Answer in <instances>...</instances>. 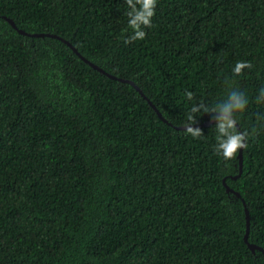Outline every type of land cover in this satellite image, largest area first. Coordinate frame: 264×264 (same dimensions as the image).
<instances>
[{
    "label": "trees",
    "instance_id": "trees-1",
    "mask_svg": "<svg viewBox=\"0 0 264 264\" xmlns=\"http://www.w3.org/2000/svg\"><path fill=\"white\" fill-rule=\"evenodd\" d=\"M129 10L0 0V264H264V0H156L125 44ZM232 93L241 169L215 151Z\"/></svg>",
    "mask_w": 264,
    "mask_h": 264
},
{
    "label": "clouds",
    "instance_id": "clouds-1",
    "mask_svg": "<svg viewBox=\"0 0 264 264\" xmlns=\"http://www.w3.org/2000/svg\"><path fill=\"white\" fill-rule=\"evenodd\" d=\"M126 4L130 9L127 12V16L129 17L127 23L133 30V34L125 38V44L145 38L146 33L142 29V26H151V18L155 14L156 0H135V3L133 0H126ZM137 5H139V7H137ZM251 67L252 65L248 61H238L233 68V72L235 75H240L242 69ZM185 94L189 100L192 99L193 94L191 92H186ZM245 106L246 98L243 95L232 93L229 102L218 109L221 115L218 117V123L216 125L218 135L216 136L217 145L215 151L225 161L234 159L239 149H246L248 146L246 143L248 133L237 131L235 127L237 121L233 118V113L243 111ZM208 110V108H205V111ZM212 110L215 111L217 109ZM197 111V108L193 106L183 125L185 133L190 134L194 138L203 135L200 128H192L190 126L193 122L191 114Z\"/></svg>",
    "mask_w": 264,
    "mask_h": 264
},
{
    "label": "water",
    "instance_id": "water-1",
    "mask_svg": "<svg viewBox=\"0 0 264 264\" xmlns=\"http://www.w3.org/2000/svg\"><path fill=\"white\" fill-rule=\"evenodd\" d=\"M5 19L9 22V24H10L12 27L16 28L17 31L20 32V33H22V34H25V35H28V36H44V35H49V34H44V33H29V32H25V31H23V30L17 28V26L14 24V22H13L10 18L5 17ZM67 44H68L72 49H74V50L76 51V49L72 46V44H70L69 42H67ZM77 53H78V52H77ZM79 56H80L81 58H83V59H84L89 65L93 66L94 68H96V69L99 70L100 72L105 73V74H107L108 76H110V75H109L107 72H105L102 68H100V67H98L97 65H95L94 63L88 61V60H87L86 58H84L81 54H79ZM124 81L129 82L130 84H132V85L134 86V88H135L138 92H141L140 88H139V87H138L133 81H131V80H127V79L124 80ZM155 110H156L158 116L161 117V118L164 120V118L162 117L161 113H160L156 108H155ZM209 122H210V121H206V122L203 123V125H207ZM195 126H196V125H192L191 127H195ZM235 126L237 127V129H239V125H238L237 123H236ZM178 128H183V127L180 126V127H178ZM238 158H239V169H241V163H242V162H241V160H242L241 149H239ZM223 184H224L225 187H226V191H228V192H229V191H230V192H233V193H235L236 196L241 197V195H240L237 191H234L232 188H230L228 185H226V184L224 183V180H223ZM241 199H242V202H243V204H244V206H245L244 199H243L242 197H241ZM244 212H245V218H246V233H245V235H244V242L247 244V247L250 249V251H251L252 253H255V251L258 250V251L262 252V254H263V256H264V249H263L261 246H259V245H257V244H254V243H250V242H248L247 235H248V226H249V216H248V211H247V208H246V207H244Z\"/></svg>",
    "mask_w": 264,
    "mask_h": 264
}]
</instances>
